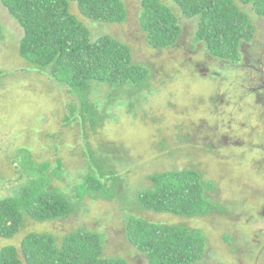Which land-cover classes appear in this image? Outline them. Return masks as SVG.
Returning a JSON list of instances; mask_svg holds the SVG:
<instances>
[{
  "label": "rangeland",
  "instance_id": "374dc122",
  "mask_svg": "<svg viewBox=\"0 0 264 264\" xmlns=\"http://www.w3.org/2000/svg\"><path fill=\"white\" fill-rule=\"evenodd\" d=\"M121 1L127 9L126 21L121 25L93 22L72 9L90 30L92 39L108 34L125 42L131 47L133 62L149 70V89L129 96L134 97L132 100L118 95V106L95 131L83 128L81 121L71 117L70 106L79 107L77 97L54 81L47 70L39 72L19 56L23 30L0 2V198L15 195L28 182L25 163L17 155L24 149L37 164L47 161L53 167L56 159H61L63 179L52 178V186L76 202L75 189L88 172V159L83 153L109 142L121 145L128 153L127 159L119 152L120 167L116 171L133 192L150 187L149 176L154 173L192 168L202 174L203 180L214 181L218 194L212 192L213 196L228 214L213 213L206 219L191 220L137 209L128 193L110 201L85 198L68 218L47 223L27 220L14 237L0 239V248L12 245L19 249L30 233L61 237L71 230L87 228L104 235L106 257L122 256L129 264H147L125 235V221L133 215L154 223L202 230L206 238L203 261L208 264H264V100H256L253 93L262 92L254 85L260 83L259 73L243 61L228 67L209 57L205 48L192 39L196 21L183 18L170 0L162 1L177 15L182 35L171 48H150L137 22L139 0ZM248 12L256 31L243 52L247 56L254 49L263 57L264 18ZM177 77L189 82L182 102L159 100L160 92ZM19 82L26 83L24 91L30 96L22 97L21 102L29 104L31 114L13 133L11 126L5 125L2 102L10 85ZM98 91L99 96L114 94L107 86ZM132 102L135 106L130 109ZM118 116L137 122L147 134L130 141L113 126ZM66 117H71L69 125L64 122ZM239 119L245 129L234 134ZM208 145L216 149L207 152ZM245 145L249 148L242 147Z\"/></svg>",
  "mask_w": 264,
  "mask_h": 264
},
{
  "label": "trees",
  "instance_id": "16d2710c",
  "mask_svg": "<svg viewBox=\"0 0 264 264\" xmlns=\"http://www.w3.org/2000/svg\"><path fill=\"white\" fill-rule=\"evenodd\" d=\"M170 1L183 18L196 21L194 43L228 67L241 61L244 46L254 38L256 30L248 10L264 18V0ZM0 2L23 30L19 56L39 72L47 70L54 81L78 98L79 107L70 106L71 117L81 121L83 128L95 131L102 126L108 120L106 115L121 101L118 95L135 97L149 89V70L133 62L131 47L108 34L92 39L90 30L72 12L75 9L82 18L93 22L121 25L127 18L121 0ZM137 22L147 45L155 50L171 48L183 32L177 15L162 0H139ZM101 86L109 87L114 94L99 96ZM134 106L129 105L130 109ZM71 117L65 118L66 125L71 123ZM240 119L234 124V134L245 129ZM208 146L207 152L216 149ZM119 152L128 159L121 145L109 142L95 150H85L88 172L75 189L76 202H71L52 186V178L63 179L61 159H56L53 167L47 161L37 164L27 150L20 149L17 155L25 163L28 182L15 195L0 198V239L14 237L27 220L47 223L68 218L85 198L110 201L125 193L134 199L137 209L155 214L191 220L206 219L213 213L228 214L219 205L218 197L213 196L214 192L218 194L214 181L203 180L202 174L192 168L154 173L149 176L150 187L133 192L116 171L120 167ZM127 217V241L147 264H208L203 261L206 238L202 230ZM104 240L102 233L87 228L71 230L61 237L30 233L22 239L19 249L12 245L0 248V264H129L122 256L106 257Z\"/></svg>",
  "mask_w": 264,
  "mask_h": 264
},
{
  "label": "clouds",
  "instance_id": "9594fccd",
  "mask_svg": "<svg viewBox=\"0 0 264 264\" xmlns=\"http://www.w3.org/2000/svg\"><path fill=\"white\" fill-rule=\"evenodd\" d=\"M25 88V82L13 83L10 85L2 102L5 109V125L6 127L11 126L13 133H15L20 127L22 119L31 114L29 104L21 102L22 97L30 96L29 93L24 91ZM191 88L194 89L195 86L192 85ZM187 90H189V82L177 77L173 82L167 84V86L160 92L158 99L161 101L170 99L173 103H181L182 97ZM113 126L117 130L122 131L123 135L132 142H135V140L140 139L147 134L146 129L137 122L131 121L129 118L121 120L118 116L117 120L114 121Z\"/></svg>",
  "mask_w": 264,
  "mask_h": 264
},
{
  "label": "flooded vegetation",
  "instance_id": "af4514ba",
  "mask_svg": "<svg viewBox=\"0 0 264 264\" xmlns=\"http://www.w3.org/2000/svg\"><path fill=\"white\" fill-rule=\"evenodd\" d=\"M246 54L247 53L244 54V52H243L242 57H241V61H243L248 67L254 68L255 71H257V73H259V75H260V78L258 79V82H260V83L254 84V85H256L255 90H262V92L259 93V92L253 91V93L256 94V96H255L256 100H260V99L264 100V72H263L264 63L262 61H260L261 59L264 60V56L260 57V55L257 54L256 52H254V50H252L250 53H248L247 56H246ZM256 65H259V67L257 68Z\"/></svg>",
  "mask_w": 264,
  "mask_h": 264
}]
</instances>
